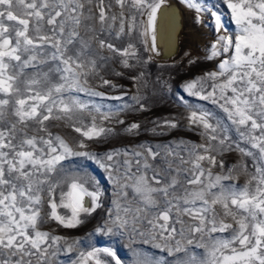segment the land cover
Here are the masks:
<instances>
[{
	"label": "snow or ice",
	"instance_id": "snow-or-ice-1",
	"mask_svg": "<svg viewBox=\"0 0 264 264\" xmlns=\"http://www.w3.org/2000/svg\"><path fill=\"white\" fill-rule=\"evenodd\" d=\"M165 2L0 0V264H54L60 250L54 246L67 237L43 226L76 228L81 214L101 206L102 193L95 185L89 190L87 174L70 171V158L80 157L103 168L115 188L114 209L96 231L140 237L163 253L138 254L135 264H264V0H226L238 28L234 36L223 34L215 6L183 0L195 9L197 24L204 23L201 13L209 14L217 35L205 59L220 58L215 70L184 89L217 106L228 123L196 105L182 119L200 142L181 138L136 146L143 151L88 150L87 141L112 133L104 123L111 113L79 94L103 97L99 88L121 87L102 74L112 62L133 69L151 61L136 41L144 52L159 54ZM129 78L137 88V110L148 111L141 94L149 83L145 73ZM61 125L79 136L52 131ZM179 126L176 118H164L150 131L163 135L157 129ZM140 128L133 122L125 131L138 135ZM231 151L241 159L224 171L218 157ZM102 255L121 264L110 248L81 252L78 264H111Z\"/></svg>",
	"mask_w": 264,
	"mask_h": 264
},
{
	"label": "rangeland",
	"instance_id": "rangeland-1",
	"mask_svg": "<svg viewBox=\"0 0 264 264\" xmlns=\"http://www.w3.org/2000/svg\"><path fill=\"white\" fill-rule=\"evenodd\" d=\"M166 1L178 4L186 12L192 14L193 22L197 24L195 23L197 16L195 9H189L183 0ZM193 2L215 6V9L222 16L224 25L223 34L234 36L238 32V28L232 19L231 11L227 8L226 0H193ZM200 16L205 21L206 32L201 28L195 31L193 38L190 39L191 44L188 43L192 46L186 49V52H179L175 55V58L164 60L163 58L154 56L152 52H144L143 45L139 41H136L140 55L145 60L151 56V61L145 64L138 63L133 69H125L118 62H112L102 74L105 75V78L121 87L117 89L109 87L99 88V91L105 92V96L103 97H89L83 93L79 94L81 99L89 101L91 105L99 106L101 113H111V119L104 123L106 127L113 129L112 133L100 141H87L89 151L100 154L113 149L143 151V149H139L136 146L143 143L155 146L180 140L181 138L200 142V136L196 132L189 131L186 127V121L182 119V117L188 114L191 106L200 105L206 109H210L221 118H224L225 123H228L225 114L217 106L212 105L209 101H202L198 97L189 95L184 89L186 82L203 75L205 72L215 70L220 59L219 57L213 60L205 59L209 54L208 50L211 43L216 39L217 33L215 32L213 22L209 19V14L201 13ZM199 25L197 24L196 26L199 28ZM195 35L196 37H194ZM190 60H195L196 62L189 63ZM116 71L123 72L124 75L116 76L114 74ZM141 71L145 73V79L149 82L147 88L141 89V94L146 97L142 102L147 105L148 111H138V105L132 100V96L137 93V88L134 81L129 77L138 75ZM124 93L127 94L125 95ZM114 97L120 98L116 99ZM164 118H176L180 121V126L171 130L167 128L157 129V132L163 131V135L153 134L150 129L155 127L156 123H159ZM118 120H123L124 123H117ZM97 122L99 123V118ZM133 122L141 124L138 135L129 134L125 131L126 127ZM52 131L64 135L69 139L79 136L71 128H66L62 125L53 128ZM230 135L234 139H238L234 130ZM125 158L123 156L117 157L120 160ZM219 159L224 160V171H226L228 167L236 164L241 157L238 152L231 151L225 152L222 157H218ZM244 159L248 160V158ZM70 161L68 166L72 173L79 175L86 173L87 177L90 178L89 190H92L91 185L99 188L102 193L100 197L101 206L91 215L81 214L83 223L76 228H64L56 222H50L43 226V230L45 231H50L54 235L67 237V243L61 241L58 246H54V248L59 247L60 249L53 258L54 264H78L79 254L81 252L86 254L94 248H110L116 253V257L120 260L121 264H135L138 254L143 253L154 254L157 257L163 256V253L151 244L142 243L140 237L130 240L126 233L121 235L118 233L109 234L96 231L108 218V211L114 209V185L108 173L94 161L83 157L70 158ZM213 171L221 172V169L214 168ZM245 179L244 176H240L237 182L243 184ZM225 183L229 182L226 181ZM58 211L61 214L70 215V212L66 209H58ZM68 244L73 246L72 251L67 250ZM196 251L202 252L203 250L197 249ZM102 259H107L111 264H115V260L111 257L102 255Z\"/></svg>",
	"mask_w": 264,
	"mask_h": 264
},
{
	"label": "bare ground",
	"instance_id": "bare-ground-1",
	"mask_svg": "<svg viewBox=\"0 0 264 264\" xmlns=\"http://www.w3.org/2000/svg\"><path fill=\"white\" fill-rule=\"evenodd\" d=\"M162 11L167 13V16L158 21L157 50L159 54L152 53L156 57L167 58L175 56L179 52L182 53L192 46L189 44H191L190 39L193 38V33L195 31L201 28L206 32V24H198L200 26L198 28L196 26L197 24L193 22L192 14L186 12L178 4L166 1ZM194 37H196V35ZM85 202L87 206L90 202V198L85 197Z\"/></svg>",
	"mask_w": 264,
	"mask_h": 264
},
{
	"label": "water",
	"instance_id": "water-1",
	"mask_svg": "<svg viewBox=\"0 0 264 264\" xmlns=\"http://www.w3.org/2000/svg\"><path fill=\"white\" fill-rule=\"evenodd\" d=\"M172 58H175V56H171V57H167V58H163V59L166 60V59H172Z\"/></svg>",
	"mask_w": 264,
	"mask_h": 264
}]
</instances>
